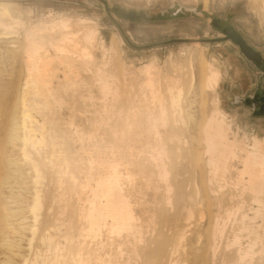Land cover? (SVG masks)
Returning <instances> with one entry per match:
<instances>
[{
	"label": "rangeland",
	"instance_id": "obj_1",
	"mask_svg": "<svg viewBox=\"0 0 264 264\" xmlns=\"http://www.w3.org/2000/svg\"><path fill=\"white\" fill-rule=\"evenodd\" d=\"M0 4L11 5L10 16L0 20V101L3 102L0 106V213H10L7 219L0 214V264H20L13 252L27 255L28 264H126L135 247L143 261L140 247L148 241L149 232L142 233L139 244L132 239L125 242L110 227V219L98 230L89 232L84 214L92 200L105 203L100 187L118 177L122 193L135 209V218L144 232L160 205L157 192L161 185L151 166L153 162L159 163L161 148L171 152L172 157L176 155L173 167L183 183L198 186L197 173L173 153L170 143H165L167 136L163 127L150 124V117L157 119L158 116V99L167 102L171 94L179 91L183 111L184 102L194 100L195 105L188 110L190 119L185 115L187 110L182 113L189 128L199 120V106L209 108L210 99L217 97L220 111L231 129V140L241 138L249 145L253 136L264 138V116H254L252 107L241 101L255 94L264 95V66L256 67L246 61L222 34V28L231 26L264 61V0H0ZM118 11L144 13L147 19L130 21ZM63 18L87 20L91 24L88 26L98 29V35L93 48L90 51L86 48L89 53L86 58L82 59L77 52L71 54V59H54L52 70L56 75L51 82L48 109L38 111L27 97L31 120L42 126H34L38 144L29 154L31 158L23 160L17 151L6 149L1 135L7 129L6 115L20 96L24 75L21 56L28 44L36 41L45 47L42 55L55 58L51 46L61 44V37L66 33H78L79 46L84 48L82 33L88 26L75 25L76 31L70 26L69 31L62 32L55 24ZM213 19L219 20V27L212 25ZM4 32H8L7 36ZM5 40L15 42L16 48L6 52ZM209 67L218 74V85L209 95L199 98L198 79L200 82L205 79ZM149 78L152 90L146 87ZM175 79L180 80L178 85L171 82ZM102 82L108 90L101 89ZM177 128L175 134L182 132ZM3 156H9L7 159L16 166H8ZM29 162L38 166L40 180L36 185L40 207L34 221L28 215L32 192L22 180L18 181L32 175L27 167ZM229 172L227 183L216 181L223 185L226 198L235 192L239 194L242 189L239 176ZM4 174L7 179L3 186ZM18 184L23 185L21 190ZM244 195L246 208L250 201L248 193ZM31 222L35 234L28 247L31 236L22 230ZM256 222L264 241V217ZM3 243L10 246L5 247Z\"/></svg>",
	"mask_w": 264,
	"mask_h": 264
},
{
	"label": "bare ground",
	"instance_id": "obj_2",
	"mask_svg": "<svg viewBox=\"0 0 264 264\" xmlns=\"http://www.w3.org/2000/svg\"><path fill=\"white\" fill-rule=\"evenodd\" d=\"M10 8L11 5L0 4V20H2V17L10 16ZM86 22L87 20L85 21L84 19L71 21L68 18H63L54 24L61 29V31H69L67 29L70 28V26L74 27L75 25H78V27H86L90 24V22ZM74 28V31H76V27ZM7 33L4 32L3 35H6ZM97 35L98 29L94 26H88L82 33L81 45L84 44V48H82L79 46L78 33H70L69 35L66 33L65 36L63 35V37H61V44L51 43L52 46L50 45L56 53V55L54 54L55 58L42 55V51L45 48L43 44H39V42L35 43L36 41L34 43L29 42L30 44H28L27 49H25L21 56L24 58V75L20 89V96L14 101L13 107L11 106V110L6 115L7 129H5L4 132H1L7 150L17 151L23 160L31 158L29 154L31 151L35 150L36 144H38L34 137V126H36V128H41L42 124H38L37 121L31 120L27 108L29 105L26 103L27 97L32 99V105H36V109H39L38 111L48 109L49 98L51 97V82L56 75V72L52 70L54 59L56 61L71 59L69 58L72 56L71 54H76L77 52H80L78 55H81V58H86L85 56H89L86 48L89 50V48L94 45L93 43ZM14 43L15 42H6L7 46L5 45V51L6 49L12 51L16 48L13 46ZM206 64L207 66L209 65L208 63ZM207 70L205 79L202 80V82L198 79L197 95L199 98H201V96L206 97L207 94L209 95V93L213 92L218 85L216 78L218 74H216L215 70L213 71L210 67ZM203 71L205 72V70ZM177 74L178 73L176 72V75ZM202 75L200 76L202 77ZM179 81V79H175L171 82L174 85H178L180 83ZM100 87L102 90H108L105 82H102ZM146 87L150 90L153 88L150 78L146 82ZM179 95V91L175 94H171L169 100L167 99V102L163 99H158L157 119L155 117L153 118L150 113L149 115L151 117H148H150V124H152L153 127H156V125L163 127L162 130H165L167 136V142L165 143H170L171 149L174 151L173 153L176 152L178 158L184 159L187 163L186 165L197 173L198 183L196 184H198V186L196 187L194 185V187H189V184L183 183L184 180L181 178V175L177 174L173 167V162L177 159L175 155L176 153L174 154L175 156L172 157L170 155L171 152L168 153L161 148L158 155L159 163L153 162L151 166L158 174V176H156L159 177L158 181L161 185H158L161 189L157 192L160 205L157 207L155 214L156 217L153 220L151 219L152 222L150 225H147L146 230L143 232V230L140 229V227L142 228V225H138L139 220L136 219L137 217L135 218L133 212L135 209L132 208L133 206H131L128 199H126L125 195L122 193L118 177H114L100 187V193L104 196L105 203L102 204L101 201L96 199L89 203V207L84 214L88 231L93 232L98 230L100 226L106 224L107 219H110V227H113L116 230L118 237L126 239L125 242L132 239V241L138 240L139 244L142 238V233L146 235L149 232L148 241L140 247L142 259L147 264H264V241L259 233L260 226L257 225L256 222L258 219H263L264 217V138L253 136L249 145H245L242 140H239L241 138H232L231 140L229 138L231 129L228 123L225 122V115L220 111L219 99L217 97L210 99L209 108L205 109L202 106H199V120L193 123L192 126L190 124L191 127L188 128L185 121L186 117H182L184 115H182V113L187 110L185 115L190 119L188 110L195 105V102L194 100L184 102L186 109L183 111ZM2 103L3 102L0 103V106ZM177 126L180 127L179 132L182 131L180 132L181 134H175L176 131L178 132ZM154 133L157 136L159 135L157 130H155ZM184 133L185 137H181ZM161 146L163 145L161 144ZM167 154L169 155L167 156ZM7 157H5V163L8 166H16V164L12 160L7 159ZM32 162H29V166H27L32 172L30 178H28V176L27 178L22 177L23 179H18V181L22 180V184H27L30 187L32 199L31 207L28 209L29 214H27L31 215L30 220L34 221L40 207L38 191L36 190V185L39 180V170L37 169L38 166ZM6 164H4V166ZM237 166L240 169H238ZM115 171L116 170L113 171V174H115ZM229 171L231 174L232 172H235L239 176V179L242 182V189L238 192L239 194H235V192L233 193L234 195L226 198L227 193L225 195V192H222V186L224 183H227V180L225 181V179H227L226 174H228ZM53 172L55 173V171ZM51 175L54 177V174ZM16 177H19L18 174ZM1 179L4 180V186L7 176L5 175L4 178L1 176ZM218 179L223 181V185L216 182ZM244 179H246V181H244ZM18 185L20 186L21 184ZM228 191L229 188L227 192ZM231 192L232 191H230V194ZM246 192L249 195L248 201H250V203L247 204V207L245 208L244 206L246 202L244 204L243 197ZM13 197L10 198L12 199ZM152 198L154 199V197ZM156 200L157 199L155 198V201ZM13 202L15 203V200ZM156 203L158 202L156 201ZM227 205H229L228 208ZM9 214V212H3L1 215L7 219ZM26 216L25 218H27ZM9 220L11 219L9 218ZM32 224V222L30 225L26 223V226L22 230L25 233H29L31 236V239L28 240V247H31L32 238L35 234ZM10 242L11 241H9V243ZM118 242H121V240ZM3 246L9 247L10 245L3 243ZM135 250L134 252L132 251L133 253L130 252L132 255L128 257L126 264H144L139 258V251L137 252ZM26 256H23L18 252H13V257H17L20 264L29 263Z\"/></svg>",
	"mask_w": 264,
	"mask_h": 264
},
{
	"label": "water",
	"instance_id": "obj_3",
	"mask_svg": "<svg viewBox=\"0 0 264 264\" xmlns=\"http://www.w3.org/2000/svg\"><path fill=\"white\" fill-rule=\"evenodd\" d=\"M118 14L130 21L134 22H141L147 19V15L144 13H135V12H128L124 13L123 11H118ZM219 20L213 19L212 25L214 27H219ZM222 34L224 37L233 43L241 53V55L245 58L246 61L251 62L256 67H263L264 61L261 55L255 51L252 47H250L245 40L241 37L239 33H237L231 26H225L222 28ZM262 73L264 75V69H262ZM245 105L252 107L253 115L257 117L264 116V95H254L252 97H248L245 100H241ZM258 102V105H257ZM257 107V110H256Z\"/></svg>",
	"mask_w": 264,
	"mask_h": 264
},
{
	"label": "flooded vegetation",
	"instance_id": "obj_4",
	"mask_svg": "<svg viewBox=\"0 0 264 264\" xmlns=\"http://www.w3.org/2000/svg\"><path fill=\"white\" fill-rule=\"evenodd\" d=\"M256 95V94H255ZM261 95H259V97H260ZM257 105H258V102H257ZM256 110H257V107H256Z\"/></svg>",
	"mask_w": 264,
	"mask_h": 264
}]
</instances>
